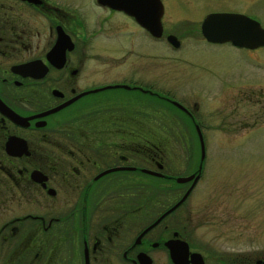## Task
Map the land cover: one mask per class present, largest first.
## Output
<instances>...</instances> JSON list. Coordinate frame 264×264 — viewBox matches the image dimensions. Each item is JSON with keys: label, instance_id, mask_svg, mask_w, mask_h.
Listing matches in <instances>:
<instances>
[{"label": "flooded vegetation", "instance_id": "1", "mask_svg": "<svg viewBox=\"0 0 264 264\" xmlns=\"http://www.w3.org/2000/svg\"><path fill=\"white\" fill-rule=\"evenodd\" d=\"M163 43L97 0H0V264H264V248L215 247L183 216L207 155L194 137L199 178L174 183L165 102L201 122L164 91ZM258 113L239 124L255 129Z\"/></svg>", "mask_w": 264, "mask_h": 264}, {"label": "rangeland", "instance_id": "2", "mask_svg": "<svg viewBox=\"0 0 264 264\" xmlns=\"http://www.w3.org/2000/svg\"><path fill=\"white\" fill-rule=\"evenodd\" d=\"M161 1L164 6L161 49L164 91L183 100L187 106H191V102L197 103L195 117L202 124L200 130L206 143L203 175L185 204L189 213L183 212V216L190 218L201 239L210 241L215 247L244 251L262 249L264 99L259 105H253L252 100L256 98L252 99L248 96L249 91L242 92V89L256 84L260 88V98L264 97V47L249 50L231 44H211L202 38L199 26L209 13L239 11L264 27V0ZM168 33L180 39L179 48H172L167 43L165 36ZM122 61L126 59L121 56L116 67L125 71ZM96 63L99 69H105L101 60ZM146 70L149 77V67ZM109 93L131 99L140 96L123 91ZM257 108L256 128L242 127L239 124L242 116H250ZM225 113L230 116L228 126L222 121ZM162 114L166 127L162 135L168 138L165 153L168 154L170 174L186 176L199 156L193 144L195 131L169 108L165 107ZM60 116L57 114L51 119L57 120ZM148 132L156 135L157 129L150 128Z\"/></svg>", "mask_w": 264, "mask_h": 264}, {"label": "water", "instance_id": "3", "mask_svg": "<svg viewBox=\"0 0 264 264\" xmlns=\"http://www.w3.org/2000/svg\"><path fill=\"white\" fill-rule=\"evenodd\" d=\"M98 2L103 5H108L114 9L127 12L152 35L155 37L161 36V17L164 11L161 0H98ZM200 31L206 41L213 44L231 43L234 46L248 49H256L264 46V28L261 27L258 21L240 13H210L202 20ZM166 39L173 47H179L180 41L175 35L170 34L166 37ZM171 102L179 109L187 111L180 103L176 101ZM60 107L51 109L40 115L43 116L54 113ZM19 118L24 120L22 117ZM194 129L197 137L200 139V160L202 162L205 154L203 149V136L198 125H195ZM143 171L157 176L160 175L159 172H153L150 170ZM199 175L200 173L196 175L190 174L187 176H177L174 180L176 184H185L189 181H193L192 185H194V183L198 180ZM191 187L184 193L182 198L174 207H177L186 199Z\"/></svg>", "mask_w": 264, "mask_h": 264}, {"label": "trees", "instance_id": "4", "mask_svg": "<svg viewBox=\"0 0 264 264\" xmlns=\"http://www.w3.org/2000/svg\"><path fill=\"white\" fill-rule=\"evenodd\" d=\"M170 106H171V105H170ZM170 106H169V107H170ZM167 107H168V106H167ZM169 107H168V108H169ZM171 108H172V106H171Z\"/></svg>", "mask_w": 264, "mask_h": 264}]
</instances>
